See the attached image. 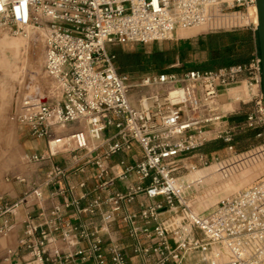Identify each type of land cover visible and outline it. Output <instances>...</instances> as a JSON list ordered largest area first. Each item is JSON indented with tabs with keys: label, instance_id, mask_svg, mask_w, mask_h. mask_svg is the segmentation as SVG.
<instances>
[{
	"label": "built area",
	"instance_id": "2783aa9c",
	"mask_svg": "<svg viewBox=\"0 0 264 264\" xmlns=\"http://www.w3.org/2000/svg\"><path fill=\"white\" fill-rule=\"evenodd\" d=\"M254 8L255 0H0V29L10 35L43 31V71L58 89L54 100L39 98L18 117L31 137L45 141L43 154L26 159L70 156L75 172L83 174L92 166L98 180L96 195L85 206L75 200L62 205L75 206L79 214L98 215L99 229L90 235L78 231L80 226L61 222V206L49 212L45 225L59 231L69 247L77 238L93 237L88 248L67 253L62 262L79 257L83 262L92 258L95 264H128L115 244L107 247V260L97 236L118 219L134 241L132 252L142 257L138 264H264V176L201 211L192 207L189 192L202 180L184 177L191 173L188 156L213 140L226 142L231 150L236 133L254 131L253 138L264 143L257 48L244 64L152 72L136 81L117 73L115 55L108 50V45L170 41L178 32L207 29L218 13L239 11L248 16ZM252 30L255 33L254 24ZM240 87L243 96L235 101V114L243 106L244 118L230 124L227 116L233 111L223 109L220 96ZM143 89L147 92L141 93ZM134 145L140 159L133 164L121 160V170L111 173L116 165L108 164L110 158ZM198 157L201 167L208 168L210 162ZM64 175L54 165L46 183ZM131 175L136 183L112 190L116 181ZM139 196L138 208L131 209ZM32 197H40V192L25 193L14 203L0 197V218ZM6 232L0 227V235ZM47 239L48 233L28 216L21 245L42 261Z\"/></svg>",
	"mask_w": 264,
	"mask_h": 264
},
{
	"label": "rangeland",
	"instance_id": "374dc122",
	"mask_svg": "<svg viewBox=\"0 0 264 264\" xmlns=\"http://www.w3.org/2000/svg\"><path fill=\"white\" fill-rule=\"evenodd\" d=\"M252 15L253 13H249L246 16L245 13L239 11L218 13L217 17L213 19L212 26L209 23L207 29L195 28L178 32L172 41L144 45L125 44L117 45L115 48L134 51L136 47L141 46L146 53H151L159 49H167L172 45L176 49L188 48L191 46L189 42L191 39L186 37L191 33L194 35L193 38L209 33L246 29L253 34ZM228 27L232 28L225 29ZM29 30H31L30 33ZM255 50L256 46H253L250 57L255 53ZM188 57L191 60L185 59L187 68L194 65L195 61H201V58L194 55ZM43 60V31L27 29L24 35H10L8 30L0 29V186L3 185L6 178L18 175L26 164L20 138L19 115L31 109L39 98L41 101H52L57 97V85L45 75ZM169 65L162 66L159 70L152 72H159ZM172 67L181 69L183 66L175 63L169 69ZM129 76L136 81L142 74ZM145 92H147L146 89L141 91V93ZM230 93L231 102L229 101L230 104L223 107L229 112L233 111L227 116L228 119L237 115L241 116L245 111L244 107L240 106L238 114H235L237 113L236 104H232L242 98L243 87L231 89ZM216 141L222 140L216 139L211 142ZM222 142L228 145L226 142ZM198 154L203 155L204 159L210 162L208 168L201 167ZM185 162L190 166L191 173H185L184 177L188 181L198 178L202 180L200 185L194 186L189 192V201L192 207L201 211L264 176V143L255 138H247L243 142L233 145L231 150L226 146L208 155L197 152L196 155H189ZM197 173L199 176H196Z\"/></svg>",
	"mask_w": 264,
	"mask_h": 264
},
{
	"label": "crops",
	"instance_id": "0c3cea01",
	"mask_svg": "<svg viewBox=\"0 0 264 264\" xmlns=\"http://www.w3.org/2000/svg\"><path fill=\"white\" fill-rule=\"evenodd\" d=\"M191 33L186 38H190L191 46L188 48L197 50V43L199 37L193 38ZM172 41V40H170ZM187 43V42H184ZM125 45V44H124ZM144 45V44H138ZM117 45H108V50L111 53L125 52V53H137L143 52L145 55H150L155 52L168 51L175 48L173 45L167 49H159L157 51L146 53L141 46L136 47L134 51L116 49ZM178 50L180 48H177ZM200 55V56H199ZM201 54H197V58H201ZM181 64L185 66V62H181L176 55L173 62L164 70H170L171 66ZM182 67V68H183ZM181 68V69H182ZM173 69V67H172ZM146 72L133 73V74H145L152 73L151 66L147 67ZM157 70V69H156ZM180 70V69H175ZM145 73V74H144ZM128 74V73H127ZM141 76V77H142ZM231 90L223 92L220 96V102L223 107L229 105ZM232 104H236L235 101ZM241 118L242 116H234V118ZM22 139V151L26 156L41 155L45 152V141L42 139H35L30 136L27 128H20ZM141 157L139 148L134 145L131 150L126 152H120L113 155L108 161L109 165L114 166L111 173H118L121 168L117 166V163L124 160L126 163L133 164L137 162ZM57 165L65 171V175L53 181L52 183H46V175L48 171ZM75 165L70 156H55L48 160L41 162H30L26 159L24 168L18 173V175H12L6 178L3 185L0 186V197H3L5 201L14 203L18 201L25 193L36 190L40 192V197H32L28 204H18L13 213L6 214L0 218V227H6L7 232L5 235H0V264H95L94 260L88 259L87 261H81L79 257H74L71 261L62 262V257L69 252H75L77 250L86 249L89 247L93 237L88 236L86 238H77L74 240L73 246L69 247L67 242L62 240L60 232H54L50 226L45 225L50 220L49 212L55 206H61L60 218L61 222H69L74 226H80L78 231H84L87 235H90L94 229H99L98 215H85L79 214L75 206L69 208H63L62 205L70 201H78V206H85L95 195L94 186L98 183V180L93 177L94 168L92 166L86 167V172L83 174L74 171ZM17 178V179H16ZM197 178V177H196ZM84 182V187H79V184ZM136 177L131 175L129 179L124 181H116L112 190H122L126 186L136 183ZM142 197L139 196L137 200L132 204L131 209H137ZM33 218V221L40 225V230H44L48 233L47 244L45 248V254L42 261H38L34 258L33 254L25 249L21 245L20 241L24 238L25 221L27 217ZM39 232L36 233V236ZM97 236L101 238L102 245L101 251L105 258L109 260V255L106 252L107 247L110 244L118 245L121 252L124 254L128 264H138L142 261V257L135 255L132 252V246L134 244L133 239L128 235L127 228L116 219L111 225L108 232L99 231ZM141 242L145 243L144 237H140Z\"/></svg>",
	"mask_w": 264,
	"mask_h": 264
},
{
	"label": "trees",
	"instance_id": "16d2710c",
	"mask_svg": "<svg viewBox=\"0 0 264 264\" xmlns=\"http://www.w3.org/2000/svg\"><path fill=\"white\" fill-rule=\"evenodd\" d=\"M254 22V21H253ZM228 27L225 29H230ZM254 38V43H253ZM256 46V33H251L250 30H233L230 32H216L200 36L197 43V50L191 48H172L168 51L155 52L150 55H145L143 52L125 53L115 52L114 65L119 75H131L133 73H143L148 71L147 67L160 69V67L170 64L174 61L176 55L181 62H186L189 55L201 54V61H195V64L190 67H183L180 70H160L159 72H185L188 70H214L216 68L225 67L234 64H244L250 60V53ZM200 56V55H199ZM188 58V59H187ZM187 59V60H185ZM128 73V74H127ZM242 116V115H241ZM240 117H231L228 119L230 124L241 122ZM254 131H246L236 133L231 141V145L243 142L247 138H253ZM227 145L222 141L211 142L201 147L198 152L210 154L220 150Z\"/></svg>",
	"mask_w": 264,
	"mask_h": 264
},
{
	"label": "water",
	"instance_id": "95a60500",
	"mask_svg": "<svg viewBox=\"0 0 264 264\" xmlns=\"http://www.w3.org/2000/svg\"><path fill=\"white\" fill-rule=\"evenodd\" d=\"M257 24L255 25L257 50L261 66V86L264 103V0H255Z\"/></svg>",
	"mask_w": 264,
	"mask_h": 264
},
{
	"label": "bare ground",
	"instance_id": "6f19581e",
	"mask_svg": "<svg viewBox=\"0 0 264 264\" xmlns=\"http://www.w3.org/2000/svg\"><path fill=\"white\" fill-rule=\"evenodd\" d=\"M252 13H253V15H252V17H253V21H254V25H256L257 24V18H256V9L254 8L253 10H252ZM30 31L31 30H29V33H30ZM35 33V32H34ZM34 52V51H33ZM36 52V51H35ZM36 54V53H35ZM37 55V54H36ZM38 56V55H37ZM34 58V57H33ZM37 64V63H36ZM30 91V90H29ZM196 176H199V174L197 173L196 174Z\"/></svg>",
	"mask_w": 264,
	"mask_h": 264
}]
</instances>
